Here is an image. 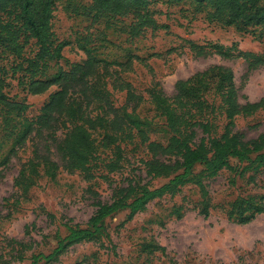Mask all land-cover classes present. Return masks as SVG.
<instances>
[{
  "label": "rangeland",
  "instance_id": "obj_1",
  "mask_svg": "<svg viewBox=\"0 0 264 264\" xmlns=\"http://www.w3.org/2000/svg\"><path fill=\"white\" fill-rule=\"evenodd\" d=\"M90 1L56 0L53 29L59 39L69 43L63 49V58L48 61L42 77L54 75L72 62L84 60L86 49L91 50L108 62L110 74L100 78L101 85L106 82L116 105L125 102L126 91L113 86L115 78L130 81L136 91L144 95L136 111L150 122L144 127L151 139L166 142L172 134L165 117L159 114L147 92L154 80L161 82L168 95H173L178 79L220 63L233 68L236 83L241 86L244 82L241 93L250 100L264 95V65L245 78L247 63L243 58H227L217 53L196 55L188 42L225 46L236 42L239 48L264 53V34L259 29L242 30L233 25L209 22L204 13H197L192 18L189 1L169 5L166 0H154L151 8L157 20L168 27L146 28L132 39L128 31L132 16L102 15L93 23L92 18L84 13V7ZM37 48L32 39L25 46L23 55L33 57ZM22 60L23 57L4 51L0 63L10 69ZM25 76L24 70L15 74L8 72L5 90L10 98L26 102L29 107L23 112L0 107V170L3 172L0 177V253H5V264H33L34 255L52 252L71 225H87L96 209L94 199L86 191L89 186L104 200H110L113 186L126 184L128 177L151 187L168 180L166 177H146L140 159L149 158L151 153L138 136L132 141L120 142L124 158L118 170L109 172L106 163L116 157L115 146L103 147L100 144L103 129H98L94 135L100 157L93 163L94 171L108 173L112 185L101 177L87 180L81 172L70 173L61 167L55 178L43 174L36 185L23 193L15 186V177L22 162L33 155L37 138L30 135L24 144L20 138L28 122L37 120L42 106L57 89L52 86L44 93L33 94L25 83L20 82ZM208 98L216 104L219 102V98L211 93ZM97 112H101V108L93 110V114ZM223 120V117L217 119L219 127L212 135L220 133ZM236 130L248 138L264 132V110L249 116H237ZM231 163L236 166L235 170L223 168L216 174L203 176L208 189V216L200 212V187L189 181L176 194L167 192L152 199L131 220H127L128 209L108 216L104 225L112 242L106 235H99L105 247L100 245V240H85L72 245L58 259L47 260L42 256L37 264H78L83 260L81 264H88L95 254L99 261L111 264H264V212L248 223H239L227 216L237 196L259 200L264 194V166L236 158H232ZM203 168V164H198L195 172L201 173ZM251 175L256 176L255 181ZM17 196L21 202L14 205ZM32 222L36 227L25 232V225ZM5 236L33 242V246L23 249L22 258L13 257L9 253L12 246L7 245ZM146 242L159 244L165 249L145 248ZM112 243L116 244L115 249Z\"/></svg>",
  "mask_w": 264,
  "mask_h": 264
},
{
  "label": "trees",
  "instance_id": "obj_2",
  "mask_svg": "<svg viewBox=\"0 0 264 264\" xmlns=\"http://www.w3.org/2000/svg\"><path fill=\"white\" fill-rule=\"evenodd\" d=\"M153 1L91 0L84 7V13L92 18L93 23L102 15L132 16L128 31L133 39L146 28L158 30L168 27L157 20L151 8ZM185 1L190 3L192 18L197 13H204L209 22L233 25L242 30L259 29L264 34V0H166L169 5ZM55 4L56 0H0V59L4 51L23 57L22 61L12 65L11 70L0 63V107L18 112L29 107L28 103L10 98L6 93V75L10 71L15 74L24 70L26 78L20 82L25 83L33 94H41L57 86L42 106L37 120L28 122L20 138L21 144L30 135L37 141L34 142L33 155L20 166L15 186L27 193L38 183L41 175L55 178L61 167L70 173L79 171L87 180L101 177L112 185L108 173L97 174L94 171L93 163L100 157L99 144L94 135L98 129H103L100 144L103 147L115 146L116 157L106 163L109 172L118 170L124 158L120 142L132 141L138 136L151 153L149 158L140 159L146 177H166L168 180L151 187L148 183L141 184L136 178L128 177L126 184L113 186L110 200H104L97 190L89 186L86 191L94 199L96 209L87 225H71L69 232L58 240L52 252L34 255L33 264H37L42 256L47 260L58 259L72 245L85 240L98 241L99 235H106L112 242L104 225L108 216L128 209L127 220H131L152 199L167 192L176 194L189 181L200 187V212L208 216L209 197L204 174L213 175L223 168L235 170L232 158L264 166V132L248 138L236 130L237 116H249L264 110V95L250 100L246 94H242L244 82L241 86L236 83L234 70L230 66L216 63L187 78L178 79L173 95H168L158 80L147 88L159 114L165 117L172 132L166 142L149 136L144 126L150 122L136 111L145 97L136 91L130 81L114 79L113 86L126 91L125 102L122 105L114 103L106 82L101 85L100 79L110 74L108 62L91 50L86 49L84 60L72 62L68 68L60 69L56 74L42 77L48 61L63 58V49L69 43L59 39L53 29ZM32 39L37 44V51L33 57H25V46ZM188 42L196 55L217 53L227 58H243L247 63L245 78L251 71L264 65V53L239 48L236 42L227 46L219 43L200 44L193 40ZM208 93L218 97L219 102L211 101ZM96 108H101V112L93 114ZM221 117L224 120L220 133L212 135L218 130L217 119ZM198 164L204 165L201 173L195 172ZM2 175L0 170V177ZM250 178L255 181L256 176L251 175ZM20 202L19 196L13 200L14 205ZM262 212L264 194L259 200L239 195L232 201L227 216L239 223H248ZM48 215L53 216L51 213ZM34 227L35 222L26 224L25 232H30ZM4 239L7 245L12 246L9 253L13 257L22 258L23 249L33 246V242L15 237L5 236ZM100 245L105 247L103 241ZM144 246L165 249L150 242L144 243ZM112 247L115 249L116 244L112 243ZM13 250L17 252L13 254ZM0 261L1 264L6 262L4 252L0 253ZM88 264L111 263L99 261L95 254Z\"/></svg>",
  "mask_w": 264,
  "mask_h": 264
}]
</instances>
